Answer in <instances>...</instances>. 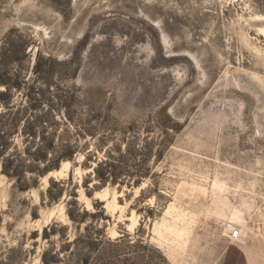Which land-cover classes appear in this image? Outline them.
Returning a JSON list of instances; mask_svg holds the SVG:
<instances>
[{
	"label": "rangeland",
	"instance_id": "rangeland-1",
	"mask_svg": "<svg viewBox=\"0 0 264 264\" xmlns=\"http://www.w3.org/2000/svg\"><path fill=\"white\" fill-rule=\"evenodd\" d=\"M0 138V264H264V0H0Z\"/></svg>",
	"mask_w": 264,
	"mask_h": 264
},
{
	"label": "trees",
	"instance_id": "trees-1",
	"mask_svg": "<svg viewBox=\"0 0 264 264\" xmlns=\"http://www.w3.org/2000/svg\"><path fill=\"white\" fill-rule=\"evenodd\" d=\"M4 144L5 143H4L3 139L0 138V157L3 156V148L5 146ZM6 170L8 171V169H6Z\"/></svg>",
	"mask_w": 264,
	"mask_h": 264
},
{
	"label": "bare ground",
	"instance_id": "bare-ground-1",
	"mask_svg": "<svg viewBox=\"0 0 264 264\" xmlns=\"http://www.w3.org/2000/svg\"><path fill=\"white\" fill-rule=\"evenodd\" d=\"M70 164V161H64V166H68ZM60 170H56V171H51L49 172L48 175H51V174H54V173H57L59 172ZM48 175L45 176V179H47Z\"/></svg>",
	"mask_w": 264,
	"mask_h": 264
},
{
	"label": "built area",
	"instance_id": "built-area-1",
	"mask_svg": "<svg viewBox=\"0 0 264 264\" xmlns=\"http://www.w3.org/2000/svg\"><path fill=\"white\" fill-rule=\"evenodd\" d=\"M239 234H240L239 230H235V231L232 232L231 236L236 238V237L239 236Z\"/></svg>",
	"mask_w": 264,
	"mask_h": 264
}]
</instances>
